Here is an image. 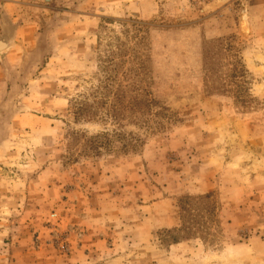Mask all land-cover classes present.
Wrapping results in <instances>:
<instances>
[{"label":"rangeland","instance_id":"1","mask_svg":"<svg viewBox=\"0 0 264 264\" xmlns=\"http://www.w3.org/2000/svg\"><path fill=\"white\" fill-rule=\"evenodd\" d=\"M7 24L0 264H264V0H0ZM117 129L142 143L89 147Z\"/></svg>","mask_w":264,"mask_h":264},{"label":"trees","instance_id":"2","mask_svg":"<svg viewBox=\"0 0 264 264\" xmlns=\"http://www.w3.org/2000/svg\"><path fill=\"white\" fill-rule=\"evenodd\" d=\"M123 92L125 93V91ZM137 96H139L138 91H137ZM124 97L125 96L120 90L119 98L117 99V101L112 102L109 106V115L114 119L116 124L119 127L123 126L121 122L122 120L126 119L125 117L128 116V113L131 114V116H133L132 119L134 120V122H139L140 124L143 125L144 123H147L146 121H144L143 117L140 116L138 113L140 112L143 115V112L145 110V108H143V105H145L146 107L148 106L149 108L150 104L148 102L143 103L144 102L143 100L137 98H135L131 103H125ZM106 104H108L106 100L94 101L93 104L89 103L88 101V117L93 113H96V110L98 108ZM81 112H83V110ZM156 116L159 117L160 113H157ZM102 137L104 139L101 143H99L96 140H89L88 142L89 147L95 150L97 154L99 153L98 149L101 146L110 145L114 138L119 139L118 141L121 142H124L126 140L127 143H122L123 146L126 148H128L129 146L136 147L142 143L141 139L139 137H136L133 133H127L125 131L122 132L118 129L112 131V133L104 132L102 133Z\"/></svg>","mask_w":264,"mask_h":264},{"label":"water","instance_id":"3","mask_svg":"<svg viewBox=\"0 0 264 264\" xmlns=\"http://www.w3.org/2000/svg\"><path fill=\"white\" fill-rule=\"evenodd\" d=\"M15 27L6 25L2 35H0V53L8 50L14 43Z\"/></svg>","mask_w":264,"mask_h":264},{"label":"crops","instance_id":"4","mask_svg":"<svg viewBox=\"0 0 264 264\" xmlns=\"http://www.w3.org/2000/svg\"><path fill=\"white\" fill-rule=\"evenodd\" d=\"M3 232V231H2ZM6 234H7V231H6V233H5V235L4 236H6ZM1 236H2V234H1ZM2 237V241H4V239L6 238V237ZM4 238V239H3Z\"/></svg>","mask_w":264,"mask_h":264}]
</instances>
